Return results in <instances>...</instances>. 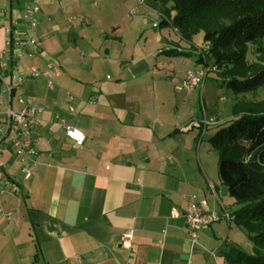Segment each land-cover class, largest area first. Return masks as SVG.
<instances>
[{
	"label": "crops",
	"instance_id": "obj_1",
	"mask_svg": "<svg viewBox=\"0 0 264 264\" xmlns=\"http://www.w3.org/2000/svg\"><path fill=\"white\" fill-rule=\"evenodd\" d=\"M50 4L40 3L34 33L43 50L25 65L52 63L61 72L23 79L12 97L17 111L36 108L42 124L32 160L20 161L11 144L0 149L4 174L21 187L20 195L0 194V206L15 218L8 224L0 215V264H223L221 252L245 246L248 237L222 220L199 227L194 242L184 212L191 200L206 211L239 208L208 142L224 120L190 112L188 99L202 88L184 95L167 78L169 68L182 82L200 69L199 48L162 31L146 35L102 28L82 13L61 16ZM29 6L0 0L18 28H28L22 16ZM5 38L0 30L1 48ZM169 49L189 52L196 64L181 68L183 56ZM63 122L84 132L83 146L66 136ZM21 162L32 172L28 180ZM134 228L126 251L121 237Z\"/></svg>",
	"mask_w": 264,
	"mask_h": 264
},
{
	"label": "trees",
	"instance_id": "obj_2",
	"mask_svg": "<svg viewBox=\"0 0 264 264\" xmlns=\"http://www.w3.org/2000/svg\"><path fill=\"white\" fill-rule=\"evenodd\" d=\"M146 3L163 16L161 26L171 25L182 40L192 43L203 32L204 47H198L197 62L216 64V75L208 78L217 76L238 96L232 117L216 126L220 129L208 142L218 155L220 180L239 206L233 222L251 240L253 250L246 253L240 246H230L221 257L223 264H264V0Z\"/></svg>",
	"mask_w": 264,
	"mask_h": 264
},
{
	"label": "built area",
	"instance_id": "obj_3",
	"mask_svg": "<svg viewBox=\"0 0 264 264\" xmlns=\"http://www.w3.org/2000/svg\"><path fill=\"white\" fill-rule=\"evenodd\" d=\"M143 1V0H142ZM40 7L32 5L25 9L22 19L27 23L28 28H18L15 21L8 18L6 10L0 8V30H4L6 38L3 48L0 49V149L5 144H11L15 149L16 156L20 161L32 160L36 156L33 147L35 130L42 123L35 117L36 108L26 106L24 109L17 111L12 106V97L16 90L21 87L23 79L46 77L60 75V68L52 63L44 66H32L27 68L25 60H35L42 52L43 45L34 33L36 32L39 22L38 16ZM218 71L216 64L205 65L198 70L187 72L182 84L188 90H196L203 87L207 78ZM49 81V87H52ZM24 104V100L20 99ZM205 124L216 123L215 120L205 118ZM66 136L74 141L78 146H83L86 136L82 130L63 122ZM22 172L25 180L32 177V172L23 166ZM0 194L20 195V185L4 174L0 164ZM176 211L173 212L175 216ZM0 215L8 224L15 221L12 212H6L0 206ZM184 216L187 222L188 235L193 239L197 237L196 231L199 227L210 226L222 220L232 222L234 215L228 210L222 212L203 210L194 200L187 204ZM136 228L128 230L121 237L120 247L126 251L130 250L133 245Z\"/></svg>",
	"mask_w": 264,
	"mask_h": 264
},
{
	"label": "rangeland",
	"instance_id": "obj_4",
	"mask_svg": "<svg viewBox=\"0 0 264 264\" xmlns=\"http://www.w3.org/2000/svg\"><path fill=\"white\" fill-rule=\"evenodd\" d=\"M49 8L54 7L58 9L61 16L65 13L75 15L76 13H82L86 15L93 23H97L102 28L111 29L114 25H121L123 28L141 29L144 34H155L163 32L166 37L172 36L176 39L180 38L175 29L171 26H161L163 22V16L156 10L150 8L146 0H49ZM45 3V0H43ZM42 5V0H14V6L16 8L24 7L27 5ZM60 3V5H58ZM53 10V9H51ZM40 24V21H38ZM39 27V25H38ZM38 29V28H37ZM170 39V38H167ZM184 42V41H183ZM194 48L204 47V34L203 32L197 34L193 38ZM2 47L0 40V48ZM168 56V55H167ZM249 53V58H251ZM163 58H167L166 55H162ZM198 59V57H197ZM183 61H179L181 68H185L188 64H196L195 57L192 59L188 56L182 57ZM183 62V63H181ZM210 62L213 60L210 58ZM167 78H171V87L175 91H180L186 95L189 92L183 87L182 81L179 77H176L172 72V69H167ZM216 75V74H214ZM193 94V93H191ZM260 97H263V90H260ZM238 96L227 85L221 83L217 79V76H212L206 80L202 87V94L200 90L195 91V94L188 99V108L190 112H196L197 116H202L204 112H214L220 115V118L224 121H228L232 117V108L235 105ZM15 108H18L17 99L14 100ZM220 127H215L213 130L216 132ZM247 244L242 246V249L246 253H252L253 244L251 240H247Z\"/></svg>",
	"mask_w": 264,
	"mask_h": 264
}]
</instances>
